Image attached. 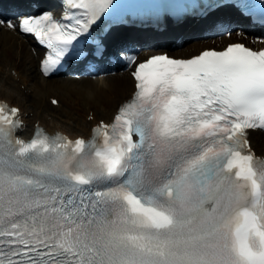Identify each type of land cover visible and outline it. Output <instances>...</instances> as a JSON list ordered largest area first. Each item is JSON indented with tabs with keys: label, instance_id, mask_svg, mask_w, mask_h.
<instances>
[{
	"label": "snow or ice",
	"instance_id": "6c2138e0",
	"mask_svg": "<svg viewBox=\"0 0 264 264\" xmlns=\"http://www.w3.org/2000/svg\"><path fill=\"white\" fill-rule=\"evenodd\" d=\"M146 7L50 0L0 14L38 41L48 78L98 71L110 46L133 78L90 138L37 125L24 139L21 107L0 99V264H264V150L251 143L264 130V43L138 58L127 26ZM244 7L264 24V2Z\"/></svg>",
	"mask_w": 264,
	"mask_h": 264
},
{
	"label": "bare ground",
	"instance_id": "6f19581e",
	"mask_svg": "<svg viewBox=\"0 0 264 264\" xmlns=\"http://www.w3.org/2000/svg\"><path fill=\"white\" fill-rule=\"evenodd\" d=\"M19 2L11 3L12 7H17ZM247 33V36H241L239 32L231 31L229 34L195 40L177 49V52L190 55L204 47L215 44L221 47L236 39L256 46L264 43L254 40L256 35ZM30 36L0 27V97L21 107L27 122L24 134L29 135L38 121L48 129L68 132L72 137L89 135L92 125L98 123L99 119H110L117 104L131 94L133 78L126 68H111L91 75L43 76L34 51L38 48L32 44ZM146 55L140 53L141 58ZM31 69L35 70V77L38 76L34 83H31ZM33 95L36 99L31 98ZM53 96L58 98L59 104L52 102ZM92 114L96 119L89 120ZM251 143L258 151L264 150V133L252 131Z\"/></svg>",
	"mask_w": 264,
	"mask_h": 264
},
{
	"label": "rangeland",
	"instance_id": "374dc122",
	"mask_svg": "<svg viewBox=\"0 0 264 264\" xmlns=\"http://www.w3.org/2000/svg\"><path fill=\"white\" fill-rule=\"evenodd\" d=\"M34 69V67H32ZM31 69L30 72L31 74L33 75V79L31 80V83H34L37 79H38V76L35 77L36 75V72L35 70ZM32 99H36V96H31Z\"/></svg>",
	"mask_w": 264,
	"mask_h": 264
}]
</instances>
